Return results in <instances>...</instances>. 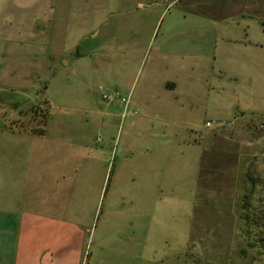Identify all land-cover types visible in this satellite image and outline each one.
Instances as JSON below:
<instances>
[{
    "label": "rangeland",
    "instance_id": "1",
    "mask_svg": "<svg viewBox=\"0 0 264 264\" xmlns=\"http://www.w3.org/2000/svg\"><path fill=\"white\" fill-rule=\"evenodd\" d=\"M86 2L0 0V142L45 144L38 192L56 213L65 181L54 179L78 157L70 209L93 221L89 250L121 236L120 249L140 250L142 264H264L263 58L237 53L239 65L255 66L187 75L161 61L156 35L141 53L124 51L150 39L155 15L118 31L108 25L124 18L120 6ZM37 25L44 52L27 36ZM176 78L177 98L165 90ZM208 121L228 125L207 129ZM175 138L190 147H172ZM16 151L0 149L13 159L0 169L15 206L25 190Z\"/></svg>",
    "mask_w": 264,
    "mask_h": 264
},
{
    "label": "crops",
    "instance_id": "2",
    "mask_svg": "<svg viewBox=\"0 0 264 264\" xmlns=\"http://www.w3.org/2000/svg\"><path fill=\"white\" fill-rule=\"evenodd\" d=\"M89 1L86 3L90 4ZM101 1L103 5L113 4L122 8L124 18L117 24L108 25L113 30L115 27V30H124L129 24L131 27V22L143 14L155 15L153 29L148 32L150 39L145 38V41L140 42L134 40L124 51L141 53L142 47L150 45L156 35L154 44L161 61L167 62L166 67H176L179 72H188L187 75L204 67L219 70L223 74L222 70L235 66H239V69H251L255 66L253 59L239 65L237 56L236 60L232 58L237 53L247 56L256 54V57L263 58L264 61V0ZM10 2L13 4L14 0ZM105 13L101 15L103 20ZM8 21L14 22L13 17H7L3 23L8 24ZM14 26L15 24L13 28ZM36 28L27 36L32 48L41 46L44 52V31H40L38 25ZM34 37L37 40L31 41ZM12 41L15 42V39ZM16 42L25 44L27 40L19 33ZM248 77L250 74L246 78ZM227 78L237 81V77ZM244 84L251 85L252 82L245 81ZM183 85L184 79H172L165 84V90L177 98ZM254 112L258 111L251 113ZM241 113L245 114L246 111ZM179 139L180 142H177L175 138L173 141L176 140L177 143L173 142L171 146L177 144L182 149L190 147L186 138ZM0 149L10 150L8 154L11 156L17 150L15 153L20 155V162H15L21 166L24 189H31L29 192L24 190L23 198L15 206L12 198L7 199L5 188L9 184L6 183V175L2 173L4 169H0V264H142L140 250L128 253L125 247L120 249V245L125 246L127 243L121 236H102L97 239L96 248L88 249V234L92 232L93 221L78 219L76 209H70V200L74 193L72 185L79 176L78 157H74V160L71 158L66 163L70 168L63 173H57V178L54 179L57 186L60 181H65L63 188L57 187V202L62 203L59 205L63 212L56 213L54 207L47 208L44 194L38 192L47 174L44 165L45 144L0 142ZM5 154L7 153L0 154V165H12L13 159H8ZM5 170L12 168L9 166ZM107 176L108 174L105 178ZM92 240L94 242L96 239ZM137 244L140 245V242Z\"/></svg>",
    "mask_w": 264,
    "mask_h": 264
},
{
    "label": "built area",
    "instance_id": "3",
    "mask_svg": "<svg viewBox=\"0 0 264 264\" xmlns=\"http://www.w3.org/2000/svg\"><path fill=\"white\" fill-rule=\"evenodd\" d=\"M228 125L227 122H218V121H208L205 123V127L207 129H214L216 127H226Z\"/></svg>",
    "mask_w": 264,
    "mask_h": 264
},
{
    "label": "trees",
    "instance_id": "4",
    "mask_svg": "<svg viewBox=\"0 0 264 264\" xmlns=\"http://www.w3.org/2000/svg\"><path fill=\"white\" fill-rule=\"evenodd\" d=\"M39 135H44V133H42V134H39ZM249 229V228H248ZM260 231H262V233L264 234V230H260ZM259 244H258V247L263 251V255H264V235L263 236H261V238L259 239Z\"/></svg>",
    "mask_w": 264,
    "mask_h": 264
}]
</instances>
